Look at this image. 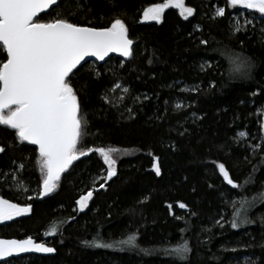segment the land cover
Returning a JSON list of instances; mask_svg holds the SVG:
<instances>
[{
  "label": "trees",
  "instance_id": "trees-1",
  "mask_svg": "<svg viewBox=\"0 0 264 264\" xmlns=\"http://www.w3.org/2000/svg\"><path fill=\"white\" fill-rule=\"evenodd\" d=\"M163 1L60 0L38 17L48 22L59 13L96 28L119 18L127 27L133 41L128 59L87 62L70 81L88 121L79 147L119 149L116 174L105 181L106 165L91 152L73 161L57 188L40 197L37 149L0 126L5 148L0 197L31 205L27 214L0 223V237L31 236L55 249L53 255L0 264H264V200L258 198L264 192V17L251 13L252 23L237 32L234 14L243 6L184 0L194 10L187 19L173 7L164 10L160 23L141 19L146 7ZM217 8L225 9L222 16ZM237 56L251 59L249 76L234 71ZM241 131L247 136L238 138ZM255 145L261 147L254 150ZM217 163L240 187L223 180ZM13 173L26 191L17 187ZM89 189L93 196L79 211L76 201ZM243 198L247 204L241 214L251 223L234 229L233 201L240 208ZM53 227L57 231L46 235ZM130 234L135 247L84 243L94 238L113 243ZM184 241L191 249L185 259L166 251Z\"/></svg>",
  "mask_w": 264,
  "mask_h": 264
},
{
  "label": "snow or ice",
  "instance_id": "snow-or-ice-1",
  "mask_svg": "<svg viewBox=\"0 0 264 264\" xmlns=\"http://www.w3.org/2000/svg\"><path fill=\"white\" fill-rule=\"evenodd\" d=\"M58 4L59 0H0V52L6 54V59L0 60V126L14 130L18 142L36 146V163L42 177L38 192L40 197L52 193L57 188L61 174L73 161L91 152L98 153L107 165L105 181L116 174V159L113 153L119 149L79 147L82 137L86 135L88 121L81 113L78 95L70 81L74 75L73 70L77 69L86 56L91 55L103 60L109 52H119L122 56L129 57L133 44L128 38L125 23L119 18L114 19L110 26L103 28L74 24L67 18H61L59 13L48 22H38V13L50 10ZM228 4L240 5L264 15V0H228ZM168 7L180 9V15L185 19L194 12L191 7L185 6L184 0H165L163 4L145 8L142 18L160 23L161 13ZM224 11L225 9L218 8L216 15L222 16ZM245 23L251 24L252 21L246 20ZM240 30V26L237 25L235 31ZM200 43L208 42L201 40ZM233 64L237 74L245 77L250 75L253 67L250 58L237 56ZM114 87L120 88L121 85L116 84ZM176 107L180 108L181 105L177 104ZM246 136V132L237 133L238 138ZM260 147L255 145L254 150ZM4 151L5 148L0 146V153ZM152 159V168L159 176L158 158L153 156ZM216 167L228 185L232 188L240 187L230 178L223 163H217ZM22 168L23 165H20L17 172ZM13 179L17 180L18 188L27 190L16 173H13ZM104 186V183L99 185L100 188ZM92 196L93 191L89 189L76 204L82 210ZM258 198L264 200V192L260 193ZM235 203L233 201L234 211L230 221L234 229L242 224L251 223L246 215L241 214L247 199L240 200V208H236ZM179 207L187 206L179 203ZM30 211L31 205L21 207L0 198V221L11 220L14 216ZM216 223L220 224V221ZM56 231L57 229L53 227L45 234L50 235ZM135 240V234H130L123 240L113 243H105L96 238L84 243L98 248L135 247ZM190 250L188 242L184 241L166 251L185 259ZM54 251V248L43 243H35L31 236L22 240L0 239V259L27 252Z\"/></svg>",
  "mask_w": 264,
  "mask_h": 264
},
{
  "label": "water",
  "instance_id": "water-1",
  "mask_svg": "<svg viewBox=\"0 0 264 264\" xmlns=\"http://www.w3.org/2000/svg\"><path fill=\"white\" fill-rule=\"evenodd\" d=\"M59 1H60V0H59ZM48 11H49V10H43L42 12L38 13V17H39L40 15H42L43 13H47ZM82 26H84V25H82ZM88 27H90V26H88ZM128 38H129V37H128ZM129 39H130V38H129ZM110 57H116V58H119V59H122V60H126V59L129 58V57H124V56H122L119 52H109V53L104 57L103 60H99V59H97L95 56H91V55H89V56H86V57L84 58L83 61H81V63L77 66V68H78L79 66H81V65H83V64H85V63H87V62H95V63L101 64V63H104V62H105L107 59H109ZM75 70H76V69H74L73 71H75ZM32 146L36 148L35 145H32ZM25 238H27V237H24V238H16V237H0V239H5V240H11V239L22 240V239H25ZM32 238H33V240H34L35 243H43V244H45V245L48 246V247H52V248H54L53 246L49 245L48 243H46V242H44V241H37L34 237H32ZM31 254H37V255L46 256V255H53V254H55V251H54L53 253L27 252V253H22V254H19V255H13V256H10V257H6V258H3V259H0V262H1V261H4V260H7V259H9V258L20 257V256H26V255H31Z\"/></svg>",
  "mask_w": 264,
  "mask_h": 264
},
{
  "label": "rangeland",
  "instance_id": "rangeland-1",
  "mask_svg": "<svg viewBox=\"0 0 264 264\" xmlns=\"http://www.w3.org/2000/svg\"><path fill=\"white\" fill-rule=\"evenodd\" d=\"M165 2V0L162 2V3H159V4H163ZM186 6V5H185ZM186 7H189V6H186ZM147 8V7H146ZM173 8H175V7H173ZM166 9V8H165ZM164 9V10H165ZM177 9V8H176ZM218 9V8H217ZM144 11V10H143ZM177 11H178V13L180 14V9H177ZM217 11V10H216ZM164 12V11H163ZM163 12L161 13V19H162V14H163ZM253 12H255V10H249V9H246V8H242V10H239L238 11V13L237 14H234V21H235V24H236V26L237 25H242V24H245V21L246 20H248L249 19V17H251V13H253ZM261 15V14H260ZM261 16H263L264 17V15H261ZM142 17H143V12H142ZM141 17V19L142 20H144L143 18ZM188 17H190V16H188ZM187 17V18H188ZM184 18V17H183ZM113 156H114V153H113ZM101 157V156H100ZM101 159H102V157H101ZM102 161H103V159H102ZM103 174H102V177H105V176H107V165H106V169L102 172ZM1 198V197H0ZM12 203V202H11ZM88 203H89V201H88ZM88 203H87V206H88ZM21 207H23L22 205H20ZM87 206L86 207H84L82 210H85L86 208H87ZM76 208L79 210V211H82L80 208H79V206L76 204ZM25 214H27V213H23V214H21V215H19V216H23V215H25ZM19 216H14L12 219H14V218H17V217H19ZM11 219V220H12ZM7 221H10V220H5V221H0V223H3V222H7Z\"/></svg>",
  "mask_w": 264,
  "mask_h": 264
}]
</instances>
